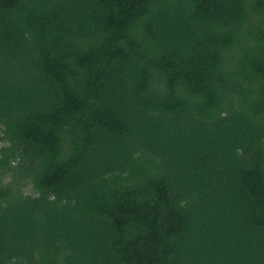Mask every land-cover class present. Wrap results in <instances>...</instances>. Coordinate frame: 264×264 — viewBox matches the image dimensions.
Returning a JSON list of instances; mask_svg holds the SVG:
<instances>
[{"label": "trees", "instance_id": "16d2710c", "mask_svg": "<svg viewBox=\"0 0 264 264\" xmlns=\"http://www.w3.org/2000/svg\"><path fill=\"white\" fill-rule=\"evenodd\" d=\"M0 264H264V0H0Z\"/></svg>", "mask_w": 264, "mask_h": 264}]
</instances>
